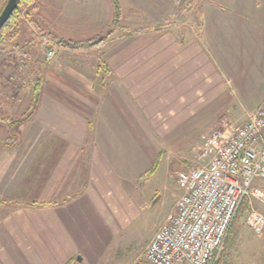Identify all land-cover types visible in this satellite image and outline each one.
Here are the masks:
<instances>
[{"label": "crops", "instance_id": "crops-1", "mask_svg": "<svg viewBox=\"0 0 264 264\" xmlns=\"http://www.w3.org/2000/svg\"><path fill=\"white\" fill-rule=\"evenodd\" d=\"M192 1L119 0L120 28L74 48L111 33V0H44L41 35L56 55L35 61L37 107L0 140V264H80L107 209L125 220L141 158L184 164L189 152L164 139L192 151L194 138L225 119L244 124L263 102L264 0H197L201 25ZM13 100L0 94V109Z\"/></svg>", "mask_w": 264, "mask_h": 264}, {"label": "rangeland", "instance_id": "rangeland-1", "mask_svg": "<svg viewBox=\"0 0 264 264\" xmlns=\"http://www.w3.org/2000/svg\"><path fill=\"white\" fill-rule=\"evenodd\" d=\"M44 8V0L28 1L19 9L11 31H7L8 36L15 34V39L7 42L6 53L0 64V94L7 96L9 100L23 97L24 102L17 104L13 100L12 103L2 105L0 140L7 138V142L13 141L15 135L8 130H14L28 120L26 118L32 108L28 109L26 98L33 94L30 72L41 73L35 61L53 48L50 42H55L41 35ZM2 10L3 6L0 13ZM100 39L90 41L97 42ZM247 83L251 84L250 79ZM249 94H246L245 99ZM245 101L247 105L251 102L250 99ZM175 138L176 136L170 135L164 139L163 146L179 155L189 152L191 160L184 161V164L173 160L174 163L170 166L166 159L150 176L146 173L152 168L154 159L149 160L147 156L145 159L141 158L144 175L137 179L133 177L127 184L128 203L121 210L125 220L117 215L116 209H107V219H100L90 251L83 252L78 257L80 264H135L141 260L146 247L172 213L173 205L183 191L177 179V171L188 169L198 162L194 152V148L199 145L198 137L194 138L196 144L192 151V146L183 145L180 149L177 148L178 145L171 144L175 143L172 141ZM259 188L264 191V183L259 184ZM254 208L264 212V202L253 198L243 204L230 230L225 258L220 264H264V238L255 236L245 223L247 213Z\"/></svg>", "mask_w": 264, "mask_h": 264}, {"label": "built area", "instance_id": "built-area-1", "mask_svg": "<svg viewBox=\"0 0 264 264\" xmlns=\"http://www.w3.org/2000/svg\"><path fill=\"white\" fill-rule=\"evenodd\" d=\"M55 50L46 53L48 61ZM197 165L177 175L183 191L173 212L135 264H220L243 204L264 202V100L241 125L222 120L194 148ZM246 225L264 238V212L254 208Z\"/></svg>", "mask_w": 264, "mask_h": 264}, {"label": "trees", "instance_id": "trees-1", "mask_svg": "<svg viewBox=\"0 0 264 264\" xmlns=\"http://www.w3.org/2000/svg\"><path fill=\"white\" fill-rule=\"evenodd\" d=\"M3 1L4 0H0V9H2V6L4 8V6L6 5L8 0H5V4L3 5ZM30 0H21L19 7L17 8V10L13 13L12 17L10 18L9 22L4 26V28L0 31V64L5 56L6 53V45L8 41H13L15 39V34L12 35H7V31H11L12 28V24L13 21L17 18L18 16V12L19 9ZM112 4H113V8H114V19H113V29L111 31V33L105 37L100 39L97 42H85V43H72V44H68L73 46L74 48H79V47H83L85 46L87 47H94L96 45L102 44L105 41H107V39L109 38L110 35H112V33H114L117 29L120 28V16H121V11H120V3L119 0H111ZM191 7L193 12L196 15L197 18V22L198 25H201V12L200 10L197 8L198 6V2L197 0L192 1L191 3ZM60 43H66V42H60ZM30 77H31V84H32V95H33V104H32V109H35L37 107L38 104V100L39 97L41 96V92H42V76L41 73H32L30 72ZM30 117H27L26 119H28ZM158 169V164L156 163L152 169L149 171L148 175H153Z\"/></svg>", "mask_w": 264, "mask_h": 264}, {"label": "water", "instance_id": "water-1", "mask_svg": "<svg viewBox=\"0 0 264 264\" xmlns=\"http://www.w3.org/2000/svg\"><path fill=\"white\" fill-rule=\"evenodd\" d=\"M21 0H8L2 12L0 13V31L4 28V26L9 22L13 13L19 7ZM78 261H81L78 259Z\"/></svg>", "mask_w": 264, "mask_h": 264}]
</instances>
